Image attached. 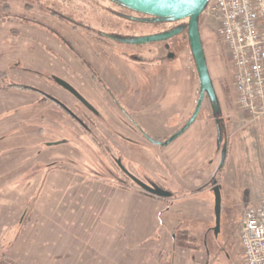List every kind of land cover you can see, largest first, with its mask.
<instances>
[{
  "label": "rangeland",
  "instance_id": "374dc122",
  "mask_svg": "<svg viewBox=\"0 0 264 264\" xmlns=\"http://www.w3.org/2000/svg\"><path fill=\"white\" fill-rule=\"evenodd\" d=\"M4 2L8 8H3L4 5L0 3V259L15 264H75L73 262L77 257L86 256V248L83 240L79 241L75 237L73 232L76 230L72 229L69 235L65 233L63 236L62 226L67 225L73 217L79 219V213L84 214L89 209L92 213L93 206H100V202L112 212L115 200L112 194H103L112 188L106 186L102 190L101 187L105 184L101 181L76 180L109 179L103 173L99 174L102 170L99 166L102 151L87 134L78 136L81 135L79 130L71 131L62 111L49 101L39 98L32 87L61 94L49 81L54 74L77 85L82 83L77 88L87 99L97 103V88L88 76L86 67L78 59H86L93 69H96L97 61H103L95 56V42L100 32L109 31L114 35L109 26L119 27L117 22H122L126 29L121 34L152 35L160 33V27L166 29L178 25L182 28L187 20L163 24L162 20L143 16L144 19L148 18L146 20L153 27L123 19L118 21L112 15L107 18L108 23H101L98 13H95L96 17H89V7H96L97 4L115 7L114 9L122 12L121 18L125 17L123 14H130V19L135 17V20L142 16L140 13L131 14L123 7L118 8L108 0ZM51 7L67 17L72 15L73 20L81 21L88 28H76L67 20L53 17L50 15ZM185 29L165 41L164 54L170 49L175 59L164 57L165 73L160 90L156 84L149 86L151 97L148 105L157 98L147 110L148 121L144 125L151 137L169 138L186 122L195 106L199 85L189 56ZM200 34L216 93L217 107L211 108L206 98L197 120L184 134L168 146L149 145L150 149L145 154L149 175L174 197L162 199L150 194L146 197L150 200V207L158 206L159 203L163 205L162 211L153 213L158 233L163 220L168 222L172 219L174 221L171 220L170 223L173 224L184 215L185 219L189 218V222H186L189 225L186 228L183 225L177 230L176 236L187 228L192 227L194 230H191L193 233L190 232L189 238L198 251L192 254V264H244L237 233L244 206L259 198L258 193L264 189V154L259 151L260 145L264 144L260 140V137L264 140V131L259 134L262 120L259 123L250 121L248 114L235 105L232 67L217 36L215 25L202 18ZM160 44L158 41L148 42L144 45V54L148 52L146 56L152 57ZM120 47L122 46L119 44L110 43V47L106 49L109 57L115 58L113 50L118 52ZM180 63L182 68H179ZM101 67L104 65L101 64ZM173 72L177 73L174 76H178L180 82L173 80V84L169 83V75L172 76ZM148 73L151 78L156 76L158 70L154 68ZM12 84L15 86H10ZM157 91H160L159 94ZM155 92L158 96L152 97ZM94 105L114 129L111 130L89 117L84 119L95 140L107 143L109 147L115 130H123L122 122L105 103H100V107ZM74 109L82 114L76 105ZM216 121L221 128L222 143H226L228 147L226 161L218 171L216 167L221 149L216 146ZM64 138L68 139L67 143H63ZM57 141L61 143L47 145L48 142ZM32 160L37 163L35 174L31 170L34 163ZM53 161L55 166L49 168L46 164ZM76 170L80 172L79 177L74 176L77 175ZM214 173L216 176L213 178L222 185L221 223L217 235L207 231V228L215 225L214 197L210 191ZM136 193L132 190V195L135 196ZM118 196L125 200L123 194ZM130 197L128 195L124 202L127 209L130 208L129 205L137 206L133 205L135 199ZM117 203L119 204V199ZM138 206L141 207L139 204ZM166 207L169 208L168 211H165ZM153 215H150L151 220ZM117 216L118 219L109 218L112 225L113 220L116 221V235L111 233L101 240L102 238L97 237V232L93 234L99 241L97 245L101 249V256L107 251L109 253L116 236L118 239L119 235L122 236L118 242L119 247L136 244V240L129 237L128 230H123L125 219L130 216L129 212ZM133 217L136 220L137 214H133ZM134 220L131 222L134 223ZM194 238L196 240L193 242ZM204 239L207 242L206 251ZM188 255V249L180 250L175 264L185 261ZM76 264L84 262L77 261ZM94 264H102V261Z\"/></svg>",
  "mask_w": 264,
  "mask_h": 264
},
{
  "label": "flooded vegetation",
  "instance_id": "af4514ba",
  "mask_svg": "<svg viewBox=\"0 0 264 264\" xmlns=\"http://www.w3.org/2000/svg\"><path fill=\"white\" fill-rule=\"evenodd\" d=\"M141 15L142 16L139 17V20H135L132 22L130 20L125 19V21L135 24L146 23V25H149L150 24L149 21L146 20L148 18L144 19L143 17L146 15L143 14ZM166 22H173V21L162 20L163 24ZM117 23L119 24V27L109 26V28L112 30V33H114V35L108 33L109 31L100 32V34L97 35L95 42L97 54H95V56L97 55L96 58H100L103 61L96 62L97 64V67L95 65L96 69L95 68L93 69L90 63L86 59L85 60L82 58L81 60L78 59L79 63L86 67L88 76L91 78L95 87L97 88L96 90L97 103L91 102L83 95L82 91H80V89L77 88V86L80 84L82 86L83 85L82 83L77 85V83H73L71 80L67 78L59 77L54 74L50 76L49 81L54 85V87H57L59 89L61 94H56L55 92L52 93L51 91L42 88L32 87V89L35 93L38 94L39 98L49 101L50 103H52L53 106H55L57 109L62 111L66 119L65 121L70 125V127L69 126L68 127L71 129V131L75 130L77 132L79 130L81 132V135L78 136H84L87 134L91 138V140L93 139L96 145H98L97 148L102 151L101 154L103 155V157L102 158L99 157L100 158L99 166H101L102 172L99 171V174L103 173L104 176L106 175L109 179L86 180V178L85 179L83 178L81 179V182H89L91 180L93 182L101 181V183L109 184L120 190H125L130 192H132L133 190L135 192L144 195H149V193H146L144 191V186H149V184H155L160 186V184L156 182V180H154L152 177H150L148 172V165H147L148 163L145 158V154L148 153L150 149L149 145L155 147H164L163 145H158L151 140L164 141L167 139V138H162L160 136L151 137V135L144 128V125L146 126L148 121L147 110L149 107L152 106L154 101L157 100V98H155L154 101L151 102L150 105H148L149 104L148 99L149 97H151L149 95V91H150L149 86L150 84L151 86H154V84H156L157 85L156 87H158L160 90L161 87L160 83L163 82L164 73H165V59L167 58L171 60L170 58H168V54L170 53L172 54L173 51H170L169 49L166 51L165 53L166 55H165L164 51L166 50V44H165L166 40L158 41V43H161L160 46L155 50V52H153L152 57H148L146 56L148 52L144 54L145 51L144 45L147 43H134L129 41L130 39L133 38L137 39L145 35L142 36L135 34H121L122 30L126 29V26L125 25L123 26L122 22H117ZM156 25L160 27L159 23H157ZM177 27L178 25H172L171 27L166 29L160 27L162 29L160 33L172 30ZM118 31L120 33H118ZM117 35L120 36L118 37ZM112 42L122 46L119 48L118 52L116 50H113V52L116 55L115 58L109 57V54H107L106 51V49L110 47V43ZM66 45L68 48H70L68 44ZM111 49H114V47H111ZM173 59H175V57ZM99 62H101V64L104 65V67H101V64ZM154 68L155 70H158V73L156 74V76H151V78H149L148 72L152 69L154 70ZM57 77L61 78L69 85H71L80 94L82 98L77 97L73 92L60 85L56 81ZM113 82H115V84H113ZM25 88L26 87H24V89ZM158 92L160 91H157V93ZM158 94H156L155 92L152 94L153 95L152 97L154 96L157 97ZM51 98H55L59 100L60 103H62V106L56 104ZM100 103H105L106 105L111 107L114 115L116 113V115H118V118L122 122L123 130L122 131L115 130V135L113 137L114 139L109 142V147L107 146V143L104 144L100 141L95 140V137H93L94 134L91 132L90 127L87 125L86 120L84 119L85 117L87 118L89 117L90 119L105 124L111 130H113L114 128L110 124V122H108L104 118L103 114L94 105L96 104L97 106L100 107ZM75 105L79 107L80 111L84 115L79 113L78 109L77 110L74 109ZM112 122L114 124L115 123L117 124L116 121H112ZM67 142L68 139L64 138L63 143H67ZM33 162H32L33 169L31 170H34L33 173L35 174L37 171L36 169L37 163L35 161ZM52 163H55V161L49 162L46 165H49V168H51L52 166H55ZM213 177L214 174L212 175V181H211L212 183L210 187V191L212 193H213L212 188L214 186ZM216 184L220 185V191L222 193L221 183L216 181ZM172 197H174V195L171 194L170 197L162 198V199H169ZM213 197H214V193H213ZM182 219L178 221L175 220V223H173L174 226L170 228L169 231L171 236L177 235L176 231L181 229L183 225L185 226L183 228H186V226L189 225L188 223H186L189 220V218L185 219V217H183ZM167 226L168 227L170 226L169 223H167ZM213 227L214 225L210 226L209 228H207V231L214 232ZM191 230H193L192 227L191 229L187 228L185 231L182 230L183 232H181L179 236L183 237L184 240H179L176 246L190 249V247L192 246V242H190V238H189L190 236L189 234L190 232H192ZM203 246L205 247V251H206L207 242L205 239L203 241ZM190 250L195 251L196 249L195 250L190 249Z\"/></svg>",
  "mask_w": 264,
  "mask_h": 264
},
{
  "label": "built area",
  "instance_id": "2783aa9c",
  "mask_svg": "<svg viewBox=\"0 0 264 264\" xmlns=\"http://www.w3.org/2000/svg\"><path fill=\"white\" fill-rule=\"evenodd\" d=\"M203 19L215 25L233 72L234 102L250 121L264 117V0H209ZM237 239L245 264H264V189L241 212Z\"/></svg>",
  "mask_w": 264,
  "mask_h": 264
},
{
  "label": "crops",
  "instance_id": "0c3cea01",
  "mask_svg": "<svg viewBox=\"0 0 264 264\" xmlns=\"http://www.w3.org/2000/svg\"><path fill=\"white\" fill-rule=\"evenodd\" d=\"M264 131V117L261 122V129H259V134H261V131ZM261 143L264 141L262 137H260ZM264 144L260 145L259 151H261L264 154ZM66 171H61V173ZM77 175L74 174L75 177H79L80 172L76 170ZM81 182V179H76ZM106 186H109L112 189H109V191L104 192L103 194H112L114 197H112L115 201L114 209L112 212H109V208L107 209L105 205L100 206L98 204V207L95 205L92 208V213L88 211H85L84 214H78L77 212L79 209L76 210V213L79 216V219H73L68 222L67 225L62 226L63 228V236L65 233L69 235L70 230H76V232H73L75 237L81 241L83 240L84 248L86 253V256H79L77 257L73 263H77V261H82L84 264H94L96 261H102V264H175L176 258L179 256V251H184L188 248L179 247L174 245V235H171L169 233L170 228H172L174 225L171 224L170 219L167 223H169V227L167 226L166 221H162V226L160 228V233H158L157 229V223L154 218L153 213L160 210L162 211L163 205L159 203L161 206H149V199L146 197L148 195H144L141 193H136V195H132V192L128 191H122L120 189H117L109 184H105L104 187H101L102 190L106 188ZM91 189V187H90ZM101 190V191H102ZM263 190V189H262ZM258 193V197L261 195V192ZM129 193V194H128ZM101 194V192H100ZM118 194H123L125 197H123L125 200L127 199V196H131L134 200L133 205H137L136 207H133L132 205H129V209L126 208L125 200H121L120 196ZM130 197V199H131ZM98 199L100 200V197L98 196ZM119 199V204L117 203V200ZM149 200V201H148ZM103 201V200H101ZM161 202V201H159ZM99 203V202H98ZM141 205L140 206H138ZM109 207V206H108ZM96 209V210H95ZM108 210V211H107ZM169 208L166 207L165 211H168ZM94 212H96L94 214ZM125 212H129V217L125 219L124 225V232L128 230L129 237H131V240H136L135 246L132 244H129L125 248L122 246H118V242L121 240V235H119V239L116 236V239L114 240L113 245L110 247V251L108 253L105 252L103 256H101L102 252L100 247L97 245L99 241L96 239V235H93L95 232H97V237L101 240H104L107 238V236H110L111 233H114L116 235L115 231V223L116 221L113 220L114 224H111L110 219H118V214H122ZM92 217H91V215ZM133 214H137L136 220H134ZM84 215V216H83ZM95 215V216H94ZM112 215V216H111ZM150 215H153L152 220L150 219ZM132 217V218H131ZM185 217V215H184ZM110 218V219H109ZM76 220V222L74 221ZM134 220V223L131 221ZM174 221V220H172ZM111 224V225H110ZM127 232V233H128ZM160 234V235H159ZM113 235V234H112ZM63 236L61 238H63ZM111 242V241H109ZM189 250V255L187 256L186 260L183 261L180 264H189V261L192 264L193 257L192 254H196L195 251ZM242 252V251H241ZM188 259V260H187ZM244 260V256H243ZM244 263V261H243ZM245 264V263H244Z\"/></svg>",
  "mask_w": 264,
  "mask_h": 264
},
{
  "label": "water",
  "instance_id": "95a60500",
  "mask_svg": "<svg viewBox=\"0 0 264 264\" xmlns=\"http://www.w3.org/2000/svg\"><path fill=\"white\" fill-rule=\"evenodd\" d=\"M122 3L124 6L131 8L137 12L144 13L147 15H151L157 17L159 20L166 21H177V20H187V38L189 41L190 52L193 58V62L195 65V70L198 78V96L195 102L194 109L186 120V122L169 138L164 141L151 140L158 145L167 146L173 140L181 136L185 133V131L190 128V126L197 119L199 112L201 110L202 104L204 100L207 98L211 105L216 108L217 107V98L214 89V85L207 67L204 47L201 40L200 34V24L199 21L203 18V11L208 4L209 0H117ZM181 31V27L174 28L169 31H165L158 34L145 35L140 38L130 39V42L134 43H148L154 41H164L169 39L170 37L176 35ZM173 55L168 54V58H173ZM56 81L67 88L71 92H73L77 97H80V94L67 82L62 80L61 78H56ZM56 104L62 106L59 100L55 98H51ZM61 141H57L54 143L48 142L47 145H57L60 144ZM216 146L220 148V157L219 162L216 167V171L221 169L226 161L228 147L226 143H222V134L221 128L216 121ZM215 171V173H216ZM214 173V175H215ZM213 193H214V206L213 213L215 219V225L213 227L214 234L217 235L220 230L221 223V191L220 185L216 184V180L213 181ZM144 191L149 193L150 195L159 197V198H168L171 196L169 190L164 189L155 184H149V186H144Z\"/></svg>",
  "mask_w": 264,
  "mask_h": 264
},
{
  "label": "trees",
  "instance_id": "16d2710c",
  "mask_svg": "<svg viewBox=\"0 0 264 264\" xmlns=\"http://www.w3.org/2000/svg\"><path fill=\"white\" fill-rule=\"evenodd\" d=\"M108 1H110V2H112L113 3V5H115V6H118V8H125V9H127L130 13H140V12H137V11H135V10H133V9H131V8H128V7H126V6H124L122 3H120L119 1H117V0H108ZM0 3H2V5H4V7L3 8H8V7H5V6H7V3H5L4 2V0H0ZM90 8V12L91 13H89V17H96V15H95V13H98L97 15H99L100 17H101V19H100V21H101V23L102 22H106V23H108L109 22V20L107 19L108 17H110V15H112L115 19H118V21H120V20H130V21H135V17H133V18H131L130 19V17H129V15L130 14H123V16H125L124 18H121L120 17V14H122V12L121 11H117L116 9H114L113 7H111V5H108V6H101L100 4L98 5H96V7H89ZM104 12H103V11ZM93 12V13H92ZM69 14V13H68ZM88 14V13H87ZM140 14H143V15H146V16H151V15H147V14H144V13H140ZM50 15H52L53 17H56V18H58V19H60V20H67V21H69L70 23H72L73 25V27H79V26H81V27H84V28H88V26L87 25H85L84 23H82L81 21L79 22V21H77V20H73L72 18V15H69V17H67V15H65V14H60V12H58V10L57 9H55L54 7H51L50 8ZM102 17H104L103 19H102ZM151 17H153V18H155V19H157V17H154V16H151ZM199 24H200V21H199ZM185 28H187V21L184 23V25L182 26V28H181V30H183V29H185ZM186 30V29H185ZM118 37L120 36V35H117ZM188 43H189V41H188ZM189 56H190V58H191V61H192V65H193V67H194V70H195V65H194V62H193V58H192V55H191V52H190V47H189ZM184 64V63H183ZM183 67V65H182V63H180L179 64V68H182ZM178 68V69H179ZM174 74H177L176 72H173L172 73V76H170L169 75V83H174V81L177 83V82H180V78H178V76H174ZM195 74H196V76H197V73H196V70H195ZM179 75H180V73H179ZM174 80V81H173ZM175 83V84H176ZM10 86H15V85H10ZM20 86V85H19ZM198 96V95H197ZM209 101V100H208ZM209 105H210V107L211 108H213V109H215L212 105H211V103L209 102ZM202 108H203V104H202V107H201V110H200V112L202 111ZM200 112H199V114H200ZM199 116V115H198ZM197 120V119H196ZM175 239H174V241H173V243H174V245H176L177 244V242L179 241V240H184V238L183 237H180V236H176L175 235V237H174ZM196 239L194 238L192 241L194 242ZM190 249H192V250H197V246H194L193 244H192V246L190 247ZM0 264H15V263H13L12 261H9V260H3V259H0Z\"/></svg>",
  "mask_w": 264,
  "mask_h": 264
}]
</instances>
